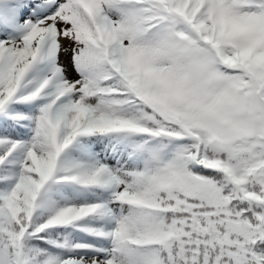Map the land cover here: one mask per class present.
<instances>
[{"label": "snow or ice", "instance_id": "snow-or-ice-1", "mask_svg": "<svg viewBox=\"0 0 264 264\" xmlns=\"http://www.w3.org/2000/svg\"><path fill=\"white\" fill-rule=\"evenodd\" d=\"M0 264H264V0H0Z\"/></svg>", "mask_w": 264, "mask_h": 264}]
</instances>
